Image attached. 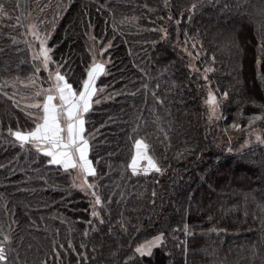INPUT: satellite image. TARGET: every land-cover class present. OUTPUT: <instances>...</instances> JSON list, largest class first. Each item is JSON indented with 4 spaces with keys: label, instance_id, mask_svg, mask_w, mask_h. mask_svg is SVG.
Masks as SVG:
<instances>
[{
    "label": "trees",
    "instance_id": "16d2710c",
    "mask_svg": "<svg viewBox=\"0 0 264 264\" xmlns=\"http://www.w3.org/2000/svg\"><path fill=\"white\" fill-rule=\"evenodd\" d=\"M0 2L8 10L0 18V48L5 50L0 53V80L19 76L26 83L32 75V56L20 32L29 14L49 31L52 72L62 65L61 73H68L69 83L77 87L93 51L103 52L97 59L106 62L107 72L97 81L98 88H105L101 103L85 115L86 136L96 133L89 159L97 175L89 180L97 183L105 202L103 225L91 215L92 197L73 186V172L69 175L49 165L42 154L11 143L7 128L27 130L31 121L0 96V225L12 229L21 264L41 259L77 264L71 250L67 255L61 250L56 260L54 240L65 249L71 241L78 252L85 251L80 248L85 243L88 256L97 257L87 264H123L137 245L160 233L163 245L139 264H264V143L254 138L243 146L246 133L233 142L222 129L230 122L244 128L250 117L264 113V53L256 34L264 21V0H212L191 19L187 9L197 0ZM161 28L167 30L166 39ZM188 46L197 65L213 69L211 84L229 93L216 122L208 119L207 81L202 71H193ZM47 77L41 70L40 87L51 85ZM19 81L15 98L23 105L34 90ZM137 125L134 138H146L162 174L132 175L130 136ZM254 127L264 139V120Z\"/></svg>",
    "mask_w": 264,
    "mask_h": 264
},
{
    "label": "snow or ice",
    "instance_id": "6c2138e0",
    "mask_svg": "<svg viewBox=\"0 0 264 264\" xmlns=\"http://www.w3.org/2000/svg\"><path fill=\"white\" fill-rule=\"evenodd\" d=\"M211 3L212 0H197L192 3L189 12V19L192 18V14L195 13L199 8H202L205 4ZM167 6V3H166ZM262 15H264V10ZM8 15V10L5 5L0 2V18H4ZM10 18V17H9ZM171 19V16H169ZM30 32L34 40H38L40 44L39 53H33L32 56V75L27 78V82L19 81V76L16 80L9 81L7 79L0 80V96H3L6 100L11 101L12 105L20 111H22L25 117L31 121V125L27 130H22L17 127L15 130L9 126L7 128V137L11 138V143L15 146L18 145L21 150L35 151L38 155L48 158L47 163L49 165L60 166L65 173L71 175L74 171L78 176L83 177V180L77 184L76 179L73 178V186L79 187L81 191H84L91 195L92 199L90 205L92 208V217L99 224L105 223V218L101 213L105 210V202L102 196L96 191V185L89 183L88 177H96V169L93 167V162L89 159V152L92 147L90 141L95 139L96 133H90L86 136L85 130V115L88 114L93 107V104L101 103V94L105 92V88H98L97 81L102 76L107 74L106 62L98 60L97 56H102L103 52L93 51L92 62L85 68V77L78 83L77 87H73L72 83L68 81V73H61L59 70L62 65L57 64V70L52 72L50 65L53 64V60L50 56V49L47 48L46 42L48 35L41 36L38 26L33 24L30 26ZM162 32V38L166 39L168 36L166 29H159ZM257 39L259 42V51L264 53V21H261L259 26L256 28ZM95 38L93 37V41ZM13 43L16 41L13 38ZM29 48L32 47V42L25 41ZM188 43V36L185 33L184 45ZM110 46V45H109ZM193 48H196V43L192 44ZM201 50L203 46L201 45ZM106 50V49H105ZM5 50L0 48V53ZM20 51L19 48L16 49ZM185 51L187 48L185 47ZM191 56L192 53L188 52ZM36 61H39L37 64ZM215 57H213V62ZM26 63V61H21ZM19 68V66H18ZM41 70L48 73L47 79L51 82L52 86L44 89L38 84V74ZM7 71V68L4 69ZM196 73L200 72L199 68H193ZM213 71L212 68H205L202 79L208 81V72ZM23 83L25 88H32L34 91L31 96L27 97V102L23 105L15 98L18 95L16 89V82ZM11 87L14 91L9 94L7 89ZM107 87V86H105ZM159 85H157V88ZM223 98L228 99L229 93L225 91ZM155 97V92H153ZM21 99H25L21 97ZM159 103H163L159 101ZM208 103L211 108L210 119L222 118L217 116V111L220 108L219 102H217L212 92H209ZM264 107V106H262ZM112 119L111 117L109 118ZM259 120H264V113L261 115H255L249 118V127L253 123ZM159 121V117H157ZM139 125L132 128L133 136L130 138L134 139L135 154L132 157L131 164L128 167L131 168L132 175L138 176L143 173L147 176L151 172L163 173L162 167L159 163L149 155L150 145L146 142V138H134L135 134L139 132ZM232 128L240 129V125L233 123ZM161 132L163 128L159 129ZM98 131V130H97ZM167 138V133H165ZM0 139H4V130L0 127ZM256 140L260 143H264V139L257 135ZM8 142V141H5ZM230 150V149H229ZM146 160L147 167L139 169L138 161ZM153 197V203H155L156 192L151 193ZM110 215V213H109ZM15 223V221H13ZM88 224L92 231H97L95 227H92L93 221H88ZM119 227L122 231L126 232L127 227L123 221L119 222ZM109 234L112 232V228L109 227ZM185 234L190 232L189 226H184ZM84 237L89 236V230H85L83 233ZM164 233H160L149 241H145L137 245L131 255H128L124 260L123 264H139L140 258H151L153 251L163 245ZM31 247V246H29ZM102 247V245H101ZM80 248L84 249L83 252H78L73 246L71 241L67 244V249L63 243H59L54 240L52 244V251L57 261L61 259V250L64 251L65 255L68 254V250L77 254V264H87L89 259L95 261L96 255H92L91 258L87 254V245L85 243L80 244ZM185 251H187L185 249ZM91 252L95 254L97 252L96 246H93ZM113 256L117 253L113 252ZM0 264H21V257L19 255L18 248L14 246V239L12 235V229L5 231L2 225H0ZM26 264V262H25ZM39 264H48L47 259H41Z\"/></svg>",
    "mask_w": 264,
    "mask_h": 264
},
{
    "label": "rangeland",
    "instance_id": "374dc122",
    "mask_svg": "<svg viewBox=\"0 0 264 264\" xmlns=\"http://www.w3.org/2000/svg\"><path fill=\"white\" fill-rule=\"evenodd\" d=\"M33 24H35V25L38 26V30H39L41 36H43L45 34H47L49 36V31L46 32L45 29L35 19V16L32 15V14H29V16L27 17L26 25L23 28H21L20 32H21L22 37L24 38V40L32 42V47L29 48V51H30L31 56H33V53H39V51H40L39 41L33 39V36H32V34H31L30 30H29L30 29V26L33 25ZM51 28H52V26L50 24V29ZM46 46H47L48 49H50V53L49 54H50V56L52 58L51 48L48 45V39H47V42H46ZM187 51L188 52H191L189 50V46L187 48ZM196 58H197V55L194 56V54L192 53V55L190 56L192 69L193 68H199L200 71H202V74H204V69L205 68H211L209 65L201 68L199 65L196 64ZM55 71L56 70H54L53 72H55ZM209 73L210 72H208L207 75H209ZM51 86H52V84L49 87H51ZM42 88L47 89L45 87H42ZM218 90H219L218 87L215 86L214 84H211V82L208 79V81L206 83L205 103H206V107H207V116H208V119L210 121H213V122H216V121L220 120L221 118H219V119H216V118L210 119L209 118L210 117V113H211V108H210L209 103H208L209 92H212L213 93V95L215 96L217 102H219V104H220V108L217 111V116L223 117L222 103H223L224 98H223V95H222L223 93L219 92ZM232 124L233 123L230 122V123L222 126V129H224L225 131H228L229 132L230 138L232 139L231 141H233V142L241 137V133H244V134L246 133L245 134V141L242 142V143H244L243 146L251 143L252 142V139H254V138L256 139V136L257 135L261 136L262 130L260 128H255V127L253 128L254 123L251 125V127H249V122H248V126H246L244 128L240 126V129L239 130L232 128ZM134 154H135V152H134ZM137 166H138L139 169H142V168L147 167L146 160L138 161V165ZM73 178L76 179V183L77 184H79L83 180V177L78 176V174L76 172H74V171H73ZM87 180H88L89 183H92V184H94V185L97 186V183L94 182V181H90L89 180V177L87 178ZM77 188H79V187H77ZM96 191H97V187H96ZM82 192H84V191H82ZM84 193H86V192H84ZM86 194H88V193H86ZM88 195L91 196L90 194H88ZM155 236H157V235H154L153 237H151L150 239H148L146 241H149V240L153 239ZM144 242H142V243H144Z\"/></svg>",
    "mask_w": 264,
    "mask_h": 264
}]
</instances>
